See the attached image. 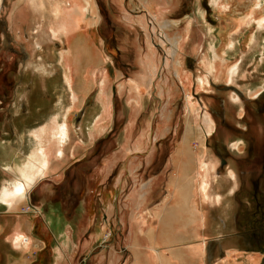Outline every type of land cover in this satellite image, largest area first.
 Wrapping results in <instances>:
<instances>
[{
	"label": "rangeland",
	"instance_id": "1",
	"mask_svg": "<svg viewBox=\"0 0 264 264\" xmlns=\"http://www.w3.org/2000/svg\"><path fill=\"white\" fill-rule=\"evenodd\" d=\"M144 1L154 10L173 6L171 0H82L85 21L80 33L90 39L63 43L49 28L57 0H0V192L13 182L17 165L26 161L32 133L59 113L63 120V109L72 106L67 64L73 68L77 96L66 114L72 132L63 155H54L46 176L16 210L35 222L36 239L45 245L44 251L31 250L24 259L28 264H100L105 247L122 243L118 230L123 231L122 221L120 228L111 223L104 240L93 243L106 211L103 198L114 204L119 199L121 213L128 195H138L143 183L154 179L156 196L164 200L169 188L175 190L186 176H195L199 167L188 151L184 155L192 148L199 153L208 146L218 156V174L209 183L231 188L226 163L238 162L240 178L248 174L255 201L262 204L254 211H264V26L258 25L264 0H218L219 5L214 0H179L166 17L155 16ZM167 19L172 24L164 29ZM170 40L182 45L179 54L192 78L187 92L174 74ZM215 48L226 70L238 69L233 83L218 81L204 70L203 62ZM65 52L71 58L66 64L60 55ZM144 74L150 76L139 77ZM199 78L208 80L207 90L199 88ZM187 93L199 109L201 133L185 139ZM108 98L111 123L92 138L89 131L98 128ZM134 100L141 106L134 109ZM207 111L216 124L214 136L204 130ZM125 132L128 140H118ZM239 139L243 145L231 146ZM141 163L151 166L148 173H137ZM50 217L60 218L64 240L49 225ZM261 219L255 229L264 230ZM67 239L70 243L64 244ZM12 258L14 264L23 259L20 253Z\"/></svg>",
	"mask_w": 264,
	"mask_h": 264
},
{
	"label": "crops",
	"instance_id": "2",
	"mask_svg": "<svg viewBox=\"0 0 264 264\" xmlns=\"http://www.w3.org/2000/svg\"><path fill=\"white\" fill-rule=\"evenodd\" d=\"M149 76L144 74L139 77L148 78ZM127 88L129 90V85ZM129 92L135 93V90L131 88ZM129 104L126 105L128 111ZM141 104L142 102L140 105L134 104L133 108ZM110 105L104 103V111L99 118L98 128L89 131L88 135L92 138L102 131L105 132L106 125L111 123ZM105 112L109 115L104 121ZM226 121L229 123L227 119ZM121 136H118V140H128L126 132L124 139ZM138 143L140 145L144 143V138L141 137ZM207 148L210 150L209 157L213 156V159L217 160L218 167V156L215 155L213 149L208 146ZM187 151L190 160H193L194 154L190 150H184V155ZM231 163L228 161L226 165L229 166ZM233 163L238 168V162ZM150 168V165L144 166L143 164L142 166L141 163L137 173H141L142 170L148 173ZM237 168L239 185L236 184L237 186L233 187L231 192L228 191V186L212 181L208 189L210 196L206 197V193L200 188L188 185L191 178L186 176L180 183H177L175 190L170 188L167 190L164 200L156 196L154 179H148L143 183L138 195L135 192L128 195L125 204L121 207V213L118 208L119 199L114 204L109 197L108 199L103 198L106 211L102 214L101 229L93 236V243L97 238L104 240L107 232L111 231V223L113 225L116 223L119 227L122 221L120 226L123 231L119 227L118 232L122 233V243L105 247L106 250L101 256L100 264H264V230L260 228L261 226L255 229V223L262 217L264 219V211L262 207L261 212L254 211V206L260 207L262 204L258 199L255 201L249 184L250 180L247 179L248 174L245 177L242 176L246 179L241 182L242 178ZM197 171L195 176L198 174ZM18 208H10L0 203V264H14L12 256L15 253H20L23 257L22 261L15 264H28L24 259H29V254L34 247L43 251L45 249L44 243L36 239L35 222L17 213ZM115 210H117L116 213H114ZM120 215H123L122 220ZM60 222V218L50 217L49 225L57 230L59 239H61L59 228L62 227L58 225ZM25 240H28L26 244ZM58 243L60 244L59 240ZM63 243L69 244L70 240L67 239ZM58 250L62 249L59 247Z\"/></svg>",
	"mask_w": 264,
	"mask_h": 264
},
{
	"label": "bare ground",
	"instance_id": "3",
	"mask_svg": "<svg viewBox=\"0 0 264 264\" xmlns=\"http://www.w3.org/2000/svg\"><path fill=\"white\" fill-rule=\"evenodd\" d=\"M49 1H51V0H49ZM81 1L82 0H57L58 5L56 6L55 9H52L53 13H52V17L50 19L51 24L49 25V28L52 31V33L54 34V36L56 38H58L59 40H61V42H63V43H70L71 41H73L75 39H77V40L82 39V38H83V40L84 39H90L87 37L88 33H87V35H84V34L82 35L80 33L82 26H83L82 24L85 21V11H84V6L82 5ZM214 1L218 5L220 4V2L218 3V0H214ZM144 2H146V8H148V10H152L154 12L155 16L159 17L161 15H164V17H166L167 16L166 14L168 12H171V11H168V8L169 9L171 8L173 10L176 9L179 6L178 3L180 1L179 0H171V2H173L172 3L173 6L171 7L169 5L168 6L164 5L163 10H160V9L154 10L152 7V4L150 2H148V1H144ZM50 3H52V2H50ZM93 7L95 8V6H93ZM165 22H166V24L161 25V26H163L164 29H168L169 27H171L172 23H170V21L168 19ZM258 25L264 26V15L261 16V18L258 20ZM130 30H131V32H133L132 29H130ZM91 40L93 41V39H91ZM169 42L171 44L170 55L172 56L174 66H175V68H174L175 73L174 74H175L176 78H178V81L182 84L183 89L186 91V89H187L186 86H187L188 82L190 81V79H192V78H191L190 73H188L184 69V66H183L184 61H183V58H181V55L179 54V51H183L181 49L182 45H180V43L174 44V42L172 40H170ZM69 48H71V47H69ZM60 55H62L61 61H63L65 64L71 62L69 52H67V53L65 52V53H62ZM149 64H150V62H149ZM63 66H65V65H63ZM67 66L68 67L65 70V78L68 81L69 87L72 91L71 100H72L73 104H71L72 106H70L68 109H63L65 111L64 118H62L63 120H61V118H60L61 113H59V114L55 115L49 121V123H47L41 129L32 133V135H31V147L29 148L30 152H29V155H28L26 161L22 164L17 165L18 174L15 175L14 171H12V174L14 176L13 182L10 183L9 185L5 186L2 189V191L0 192V203H4V205L5 204L8 205L10 208H12V207L18 208V207H20V205L22 203H25L27 201V199H29L28 196H29L30 191L33 190L37 186V184L46 176V174L48 173V171L52 167L51 165H52V162L54 161L53 160L54 155L56 157H60L63 155L64 147L70 138V132H72V130L70 129V127L68 125V118H67L68 115H66V114L69 112L70 109L74 108V104L76 103L77 96L75 94V91L72 90L73 89V86H72V84H73V81H72L73 68H72V66L69 67V64H67ZM203 67L205 68L204 70L208 71V73L213 74V77H215L218 81L219 80L222 81L224 79L226 82L228 81L229 83H233L236 80V75H237L238 69L235 68L234 70H231V69L226 70L225 68L227 66H226L225 62L224 63L221 62V58H220L216 48L212 50V56L208 60L203 62ZM207 81L204 78H202V79L199 78V82L197 83V85L199 86L200 89L205 90L207 88L206 84L208 85ZM253 90H255V89H253ZM252 91H251V94L255 95V94H257V92L259 90L254 91V92H252ZM190 93H187L185 96V110H186V113H187L188 119H189V122H187V128L185 130L186 131L185 139L188 138V136L190 134L196 133V131L197 132L201 131V129L197 123L198 116H199V109L195 106V104H193V101L190 98V96H191ZM236 96L234 95L232 97V100L234 103L239 102V99ZM110 103H112V99L108 98V105H110ZM237 107L240 110L242 108V106L240 104H238ZM108 114L109 113L105 112V114L103 115L104 121L108 118V116H107ZM192 117H193V120L196 119V122L195 121L192 122V119H191ZM203 119H204L203 123H204V127H205L204 130H206L208 135L214 134L216 131V124H215L214 120L212 119L210 112H208V111L205 112ZM101 129L103 130V128H101ZM166 129L168 130V127ZM243 142L244 141L242 139H239L236 141V144H231V145L233 147H239V146L243 145L242 144ZM189 147H191V146H189ZM190 151H191V153L193 152L194 162H196V164L198 165L199 168H197L198 174L196 176L192 177L191 179H189L190 183L188 185H191V186L194 185L195 187L200 188V190H202V192L206 193V197H208L209 194H207V190L209 188V179L212 176L214 177L217 174L215 171V170H217V160L213 159V156H212V158L209 157L210 156L209 155L210 150H207L205 148L199 149V153H196V151L193 148L190 149ZM199 155H200V157H199ZM5 167L8 168V167H11V165L7 163V164H5ZM227 176L230 177V180H232V182H230L231 188H228L229 189L228 191L231 192L233 190V187L237 186L236 184H238L237 183L238 182L237 181V172H236L235 165L233 163L229 164V167L227 169ZM225 188H227V187H225ZM226 197H228V196H226ZM227 200H229V199H227ZM27 241L28 240L24 241L25 244Z\"/></svg>",
	"mask_w": 264,
	"mask_h": 264
}]
</instances>
